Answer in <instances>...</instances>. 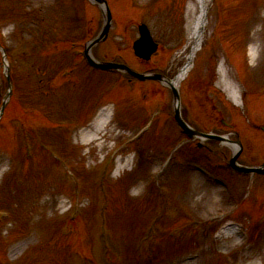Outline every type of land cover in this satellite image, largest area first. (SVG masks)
<instances>
[{"label":"rangeland","instance_id":"rangeland-1","mask_svg":"<svg viewBox=\"0 0 264 264\" xmlns=\"http://www.w3.org/2000/svg\"><path fill=\"white\" fill-rule=\"evenodd\" d=\"M25 1L38 14L30 9L21 11L18 7L22 0H0V19L15 45L13 52L25 67L21 74L13 76L16 95L7 109L6 122L0 127V193L3 194L0 210L9 211L12 217V220L0 221L3 264H79L80 258L87 264H264V179L258 181L257 197L250 206L227 219L236 220L233 223L239 229L230 227L235 231L228 227L218 231V226L224 222L217 219L227 212L233 200L200 175L183 172L180 168H175L165 178L166 195L155 191L148 204L138 206L137 199L145 195L142 186L148 173L157 168L161 155L179 139L172 119L170 90L155 82H134L128 87L122 82L114 89L111 76L102 73L84 86L76 75L61 80V66H69L70 53L64 50L66 46L58 44L60 53L42 56L39 41L30 43L24 36L32 34L36 23L43 21L47 33L63 38L62 33L68 29L65 25L67 9H72L68 6L73 1ZM154 1L141 0L143 9L137 11L132 9L129 0H108L113 25L108 40L95 47V56L106 61H124L139 73L175 77L190 54L189 26L196 1ZM208 1L202 45L196 52L193 68L179 87L182 116L192 127L205 133L239 134L244 145L239 163L253 166L264 162V134L256 130V126H264V94H256L264 89V0ZM80 12L87 22L85 28L90 39L103 25L102 12L88 2ZM146 21L161 47L148 64L138 60L132 49L138 37L137 26ZM33 45L38 48L31 49ZM247 45L253 59L250 57L246 62L243 57ZM243 62L252 72L254 69L249 66L258 64L254 79L260 87L254 94L245 92L248 88L245 77L249 76L242 77ZM33 67H46L47 82L38 90L45 92L42 86L46 85L51 98L48 101L41 97L26 104L27 92L37 90L38 85V80L29 75L35 74ZM77 73L83 74L81 69ZM4 81V61L0 55V83ZM70 82L79 87L73 94L69 90L65 93ZM228 87L235 88L239 96L243 94L239 103L230 99ZM101 91H106L107 96L95 113L96 103L91 109L90 106ZM18 98L20 102L23 100V108ZM258 98L259 103H256ZM109 107L112 112L103 119L101 108ZM142 108L151 113V132L138 143L126 144L131 132L140 130L147 120L141 116L143 112L139 109ZM67 120L79 124L73 125L71 131L61 127L56 131L44 129L48 122L58 125ZM19 122L39 132L33 144L34 158L26 164L21 178L15 177L21 154ZM30 127L28 129L32 130ZM227 138L232 140L234 136ZM207 144L220 162L232 156L226 143ZM189 151L183 149L178 158L192 159ZM107 153L110 157L106 158ZM103 163L107 165L106 186L109 187L105 194L112 206L106 217L110 254L101 245L98 229L102 218L98 216L101 198L97 188L103 186L98 182L96 171ZM68 170L72 171L71 179L64 175ZM77 181L81 217L74 227L81 235L62 240L59 230L70 212L68 202L75 195L73 182ZM159 198L164 202L157 205ZM201 218L205 224L199 227ZM153 221L158 222L157 237L146 240L145 228ZM214 228L215 236V232H211ZM247 228L251 238L243 246L242 235L249 233ZM169 232L173 233L172 238ZM189 252H197L199 257L190 262L182 260Z\"/></svg>","mask_w":264,"mask_h":264},{"label":"bare ground","instance_id":"bare-ground-1","mask_svg":"<svg viewBox=\"0 0 264 264\" xmlns=\"http://www.w3.org/2000/svg\"><path fill=\"white\" fill-rule=\"evenodd\" d=\"M208 0H197L198 8H199V15L194 21V24L191 29V40L193 43V50L191 51L188 63L176 74V77L171 80L172 84L175 87H179L181 83L185 80L188 73L191 70V62H193L194 54L196 53V50L198 46L200 45L201 38H202V29L204 27V12L206 10ZM230 97L232 99H237L235 94H230ZM235 151L234 149H232Z\"/></svg>","mask_w":264,"mask_h":264},{"label":"water","instance_id":"water-1","mask_svg":"<svg viewBox=\"0 0 264 264\" xmlns=\"http://www.w3.org/2000/svg\"><path fill=\"white\" fill-rule=\"evenodd\" d=\"M98 2H99L100 4H103V3H104L103 1H100V0H98ZM110 27H111V16H110V13H109V11H108V13H107V23H106V26H105V28H104V31H103L102 36H101V38L99 39V41H102V40H104V39L107 37V34H108V32H109ZM144 36H147L146 33H145ZM145 38H146V40H147V37H145ZM146 40H145V41H142V42H140V43H138V44L136 45V51H137V54H139L140 56H144V57H147V55H148L147 49L144 48L143 45H142V43H145ZM89 60H90V59H89ZM90 62H91L92 64H94L91 60H90ZM94 65H96V64H94ZM96 66L99 67V68H101V69H104V70H126L128 73H130L131 75H133L134 77H136V78H138V79H140V80H146V79H153V80H159V81L162 80V77H160V76H153V77H149V78H144V77H142V76L135 75V74L129 72V71H128L127 69H125L123 66L112 65V64H107V65H96ZM172 91H173V93H174V97H175V99H176V100H179L178 92H177L174 88H172ZM176 115H177V116H176V120H177V122H178L181 126H183V127L185 128V130L187 131L188 134H190L191 136H193V135H197V133H195V132H193V131H191V130H189V129H187V128L185 127V125L183 124V122H182L181 119L179 118V111H178V110H176ZM231 165H232L233 167H235V165H234V161L231 163Z\"/></svg>","mask_w":264,"mask_h":264}]
</instances>
